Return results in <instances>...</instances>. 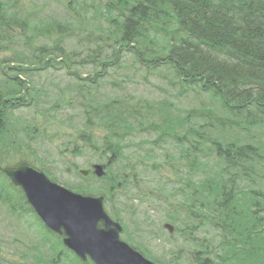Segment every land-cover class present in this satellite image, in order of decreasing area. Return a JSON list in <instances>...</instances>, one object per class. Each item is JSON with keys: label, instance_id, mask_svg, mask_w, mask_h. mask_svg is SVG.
Returning a JSON list of instances; mask_svg holds the SVG:
<instances>
[{"label": "trees", "instance_id": "trees-1", "mask_svg": "<svg viewBox=\"0 0 264 264\" xmlns=\"http://www.w3.org/2000/svg\"><path fill=\"white\" fill-rule=\"evenodd\" d=\"M23 162L157 264H264V0H0V167ZM0 264H94L1 169Z\"/></svg>", "mask_w": 264, "mask_h": 264}, {"label": "water", "instance_id": "water-1", "mask_svg": "<svg viewBox=\"0 0 264 264\" xmlns=\"http://www.w3.org/2000/svg\"><path fill=\"white\" fill-rule=\"evenodd\" d=\"M0 169H2L0 167ZM24 196L45 226L63 236V244L81 261L94 264H157L122 238L123 225L105 207L104 197L76 193L52 181L44 170L23 162L2 169ZM103 176L104 168L94 165L81 173ZM166 228L174 231L171 224Z\"/></svg>", "mask_w": 264, "mask_h": 264}, {"label": "bare ground", "instance_id": "bare-ground-1", "mask_svg": "<svg viewBox=\"0 0 264 264\" xmlns=\"http://www.w3.org/2000/svg\"><path fill=\"white\" fill-rule=\"evenodd\" d=\"M84 97H86V96H84Z\"/></svg>", "mask_w": 264, "mask_h": 264}, {"label": "rangeland", "instance_id": "rangeland-1", "mask_svg": "<svg viewBox=\"0 0 264 264\" xmlns=\"http://www.w3.org/2000/svg\"><path fill=\"white\" fill-rule=\"evenodd\" d=\"M6 253V252H5Z\"/></svg>", "mask_w": 264, "mask_h": 264}]
</instances>
